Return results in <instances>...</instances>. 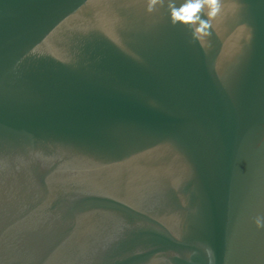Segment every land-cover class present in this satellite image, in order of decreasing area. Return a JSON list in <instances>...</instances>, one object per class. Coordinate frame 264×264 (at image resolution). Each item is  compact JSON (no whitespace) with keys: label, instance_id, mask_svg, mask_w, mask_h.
<instances>
[{"label":"water","instance_id":"obj_1","mask_svg":"<svg viewBox=\"0 0 264 264\" xmlns=\"http://www.w3.org/2000/svg\"><path fill=\"white\" fill-rule=\"evenodd\" d=\"M211 31L0 0V264H264V0Z\"/></svg>","mask_w":264,"mask_h":264},{"label":"clouds","instance_id":"obj_2","mask_svg":"<svg viewBox=\"0 0 264 264\" xmlns=\"http://www.w3.org/2000/svg\"><path fill=\"white\" fill-rule=\"evenodd\" d=\"M223 0H146V12L157 14L166 10L172 26L181 25L191 31L192 41H204L212 35V20L222 12ZM206 17V18H204ZM258 230H264V214L252 217ZM202 249L207 264H216L215 252L211 246L203 244ZM197 252L188 254L186 260L192 264Z\"/></svg>","mask_w":264,"mask_h":264}]
</instances>
